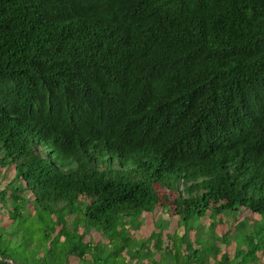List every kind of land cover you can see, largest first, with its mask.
<instances>
[{
  "label": "trees",
  "instance_id": "1",
  "mask_svg": "<svg viewBox=\"0 0 264 264\" xmlns=\"http://www.w3.org/2000/svg\"><path fill=\"white\" fill-rule=\"evenodd\" d=\"M259 251L264 0H0V264Z\"/></svg>",
  "mask_w": 264,
  "mask_h": 264
},
{
  "label": "rangeland",
  "instance_id": "2",
  "mask_svg": "<svg viewBox=\"0 0 264 264\" xmlns=\"http://www.w3.org/2000/svg\"><path fill=\"white\" fill-rule=\"evenodd\" d=\"M245 220V219H248V220H250L249 222H251V223H253V225L255 224V221H256V217L255 216H251V215H249V214H247V215H245L243 218L241 217V220ZM247 222V221H246ZM159 223H165V225L167 226L168 224L166 223V221H165V219H160L159 220ZM175 224V221L173 220L172 221V223H171V225H174ZM233 225H238V222L236 221V222H234V223H230V225H229V229L233 226ZM201 227V228H200ZM199 228H200V230L202 231V233L200 234V237L201 236H205V237H207L208 235H209V229H208V227L207 226H200ZM162 228H164V226L162 227ZM166 228H168V227H166ZM88 229V233H90V235L91 236H94V232H95V230H93L92 228H85L84 230H87ZM152 230V228H147L146 229V233L148 234V232H150ZM233 231V230H232ZM231 231V232H232ZM230 232V231H229ZM230 232V233H231ZM235 232V231H234ZM138 238V237H137ZM159 253H161L160 255H162V256H164L165 257V259L167 260V261H169L170 260V258H169V256L168 255H166L165 254V252H163L161 249H156L155 251H154V257H156V258H158L159 256H156L157 254H159ZM214 254H213V252H212V256H213ZM254 263V262H253ZM206 264H209V261L206 263ZM256 264H264V254L261 252V251H259L258 252V259H257V261H256Z\"/></svg>",
  "mask_w": 264,
  "mask_h": 264
}]
</instances>
